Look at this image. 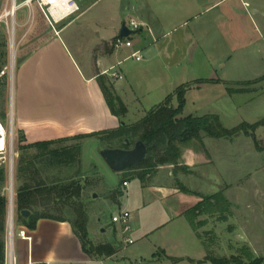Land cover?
Masks as SVG:
<instances>
[{
    "label": "rangeland",
    "instance_id": "obj_1",
    "mask_svg": "<svg viewBox=\"0 0 264 264\" xmlns=\"http://www.w3.org/2000/svg\"><path fill=\"white\" fill-rule=\"evenodd\" d=\"M14 1L17 6L16 1L21 0ZM247 1L249 4L243 10L246 12L244 26L241 17L238 21L230 13L231 21L223 31L215 27L207 29V25L199 27L200 33L204 32V43L207 44L204 47L205 57L197 54L193 47L173 80L177 87L188 85L187 105L182 112L183 116L218 114L224 127L229 129L244 122L254 124L264 118V38H260L254 28V15L251 10L264 0ZM10 8L11 0H0V67L4 71L0 77V112L4 113V117L0 119L6 129L11 124V88L15 68L20 56L28 48L20 45L14 37L12 71ZM16 11L13 16L14 26L15 18L18 20L21 13L26 14L27 7L21 9L17 16ZM202 19L205 20L206 16L199 18ZM204 26V29L201 28ZM180 33L181 31H177L174 36ZM16 35L18 37V26ZM201 40L199 38V42ZM218 78L226 80L225 86L238 92L229 94L226 90L228 93L225 91L221 95L214 84ZM203 82L206 84L202 85ZM17 137L18 132L14 127L13 170L20 154L17 150ZM203 138V145L196 141L192 143L193 147L202 151L201 162L197 161L186 172L178 170L176 175L172 166L171 169H158L159 172L153 170L147 181H143H146L147 187L143 193L138 191L137 180L133 178L128 190L121 186V179L134 177L135 171L128 170L122 175L121 172L112 170L100 155L105 144L99 138L90 137L81 141L78 166L81 175L77 179L83 185L81 198L89 211L88 237L93 243L109 241L116 248L112 255L101 257L105 260L104 264H213L209 256L238 258L242 264H249L259 258L260 264H264V124L255 129L247 128V132H239L231 139L208 136ZM4 160L0 157V163ZM75 170L76 167L64 168L59 174L60 179L69 180L75 177ZM170 171L172 175H167ZM48 175L49 179L55 177L53 172L45 176ZM176 176L180 177L175 178ZM157 181L166 184L171 182L179 190L182 185L191 193L181 190L182 197L171 196L162 204L160 198L153 196L150 186ZM20 184L21 181L14 178L13 171V190ZM116 188L123 194L114 200L112 194ZM5 191L8 194V183ZM130 192L136 196L127 204ZM157 192L162 195L161 191ZM217 192H222L230 203L229 211L224 213L227 219L219 220L222 215L220 212L214 215H198L196 221L206 220V224L199 229L200 237H195L186 216L183 214L178 219L174 214L178 209L187 210L201 200L202 196ZM140 198H143V207L136 206ZM125 207L131 213L130 227L141 226L143 232L129 231L123 234L121 225L112 222L111 217L118 215ZM62 215L67 219L74 218L68 207ZM170 217L172 220L166 222ZM153 222L161 226L166 224V227L148 233L147 227ZM13 227L16 239L22 226L18 222L14 206ZM125 237H129L132 242H125ZM248 251L252 253L250 259L247 258Z\"/></svg>",
    "mask_w": 264,
    "mask_h": 264
},
{
    "label": "crops",
    "instance_id": "obj_2",
    "mask_svg": "<svg viewBox=\"0 0 264 264\" xmlns=\"http://www.w3.org/2000/svg\"><path fill=\"white\" fill-rule=\"evenodd\" d=\"M23 1H16V16L25 7ZM77 2L80 11L58 25V35L51 30L36 4L26 6V14L21 13L18 20L15 18V25L18 26V37L14 26L15 40L28 48L20 56L15 68L10 112L13 126L23 134L25 143L71 137L115 129L120 124H132L169 94L172 95V104L175 106L177 86L173 80L186 55L194 47L197 54L205 57L204 47L206 48L207 44L204 43V32L200 33L199 27L207 25V29L215 27L223 31L231 21L230 13L238 21L241 17L244 26L246 12L243 10H246L244 7L249 4L247 0ZM251 10L254 15V28L259 37L264 38V1L257 3ZM202 16H206V19L199 20ZM126 20L136 21L141 26L138 30H133L135 35L129 37L131 46L115 47L114 41L119 37L121 25L126 24ZM201 28L204 29L205 26ZM177 31L181 33L174 36ZM199 38L202 39L200 42ZM134 52H138L140 60L131 56ZM113 71L119 73L121 78H112ZM3 74L4 71H1L0 77ZM100 78L113 87L125 104L127 113L124 116L118 117L111 113L100 87ZM225 82L226 80L220 78L214 82L221 95L228 87ZM204 84L206 82L202 83ZM187 95L188 91L185 93V106ZM202 160V151L193 147L192 143L182 147L180 165H186L190 170L197 161ZM171 166H158L155 172H159L158 169H171ZM148 177L149 175L146 181ZM132 178L137 180L138 191L142 192L147 188L146 181L141 182L136 177L121 179L128 182L127 186H123L121 182V186L128 190ZM150 186L154 192L153 196L160 198L162 204L171 196L182 197L183 194L171 182L166 184L157 181ZM155 189L161 191L162 195L155 192ZM134 196L136 195H132V192L128 194L127 204L132 202ZM137 203V207H143V198ZM124 209L128 210L127 207ZM185 211L186 209H178L174 216L180 219ZM86 212L89 221V211ZM171 220L170 217L166 222ZM165 225L153 222L146 231L152 233L164 229ZM199 229H192L195 237ZM26 231L27 238L17 237L14 240V253L19 264L105 262L101 258L103 256L85 252L68 221L39 219L33 230ZM130 231L140 232L142 228L131 226ZM88 239L93 245L105 244L93 243L89 237ZM107 243L115 248V244L109 241ZM159 249L162 250L160 247Z\"/></svg>",
    "mask_w": 264,
    "mask_h": 264
},
{
    "label": "trees",
    "instance_id": "obj_3",
    "mask_svg": "<svg viewBox=\"0 0 264 264\" xmlns=\"http://www.w3.org/2000/svg\"><path fill=\"white\" fill-rule=\"evenodd\" d=\"M1 71L0 67V73ZM100 87L111 113L118 117L124 116L127 113V108L113 87L106 84L102 78H100ZM187 89L188 85L177 87L175 106L172 104V95L169 94L139 120L132 124H120L115 129L33 143H25L23 134L17 131V150L20 154L14 165V178L21 181V184L14 190L13 205L19 224L26 229L33 230L39 219L68 221L86 253L110 256L116 252L112 244L93 245L88 239V215L81 198L83 185L77 179L81 175L78 166L81 154L80 143L84 138H99L105 144L103 149H130L135 142L142 141L146 146L145 158L127 168L126 171H135L134 178L143 182L158 166L172 165L175 174L178 170L188 171L186 166L179 164L181 149L185 145L195 141L203 145L204 136L231 139L239 132H247V128L255 129L264 124L263 118L254 124L244 122L229 129L224 127L218 114L183 116ZM227 91L229 94L238 92L231 87H227ZM0 117H4L3 112H0ZM125 140H128V144H125ZM75 167V177L69 180L60 179L59 174L64 168ZM51 172L55 177L49 179V175H45ZM8 179L9 165L3 163L0 165V261L4 256L7 230L8 194L5 187ZM178 185L181 184L178 182ZM179 188L185 193H191L182 185ZM119 195H121L119 188L114 189L113 198ZM229 206L230 203L222 192H217L209 196H202V199L187 209L184 215L191 228L197 230L206 224V220L196 221L198 215H214L220 212L222 215L219 216V220L224 221L227 219L224 213L229 211ZM67 207L74 214L73 219L63 217L62 213ZM23 210H27L29 214L23 216L21 214ZM196 235L200 237L199 233ZM251 256L252 253L248 251L247 258L250 259ZM209 259L213 264L243 263L238 258L227 259L209 256ZM260 263L261 259L256 258L249 264Z\"/></svg>",
    "mask_w": 264,
    "mask_h": 264
},
{
    "label": "built area",
    "instance_id": "obj_4",
    "mask_svg": "<svg viewBox=\"0 0 264 264\" xmlns=\"http://www.w3.org/2000/svg\"><path fill=\"white\" fill-rule=\"evenodd\" d=\"M25 6H32L36 4L40 11L42 12L44 18L46 19L51 30L58 35V25L69 19L70 17L76 15L80 6L77 0H24L22 2ZM130 30H138L141 24L136 21L130 20L128 24H125ZM115 47L120 46H131V41L129 37L127 38H116L114 41ZM136 60H140L141 56L138 52H134L131 55ZM112 78H121V75L116 72L111 73ZM11 127L5 128L2 120L0 119V157L5 159L4 162L10 164L12 155L14 154V143L11 140ZM123 186H127L128 182L124 180L122 182ZM113 223H119L122 227V233L126 234L131 230L130 227V212L128 210L122 209L118 215L111 217ZM17 237L27 238V231L24 227H21L17 232ZM14 240H15V229L13 227V218L11 221L7 219V230H6V240L3 259L0 264H19L17 257L14 253ZM125 242L131 243L132 240L129 237H125Z\"/></svg>",
    "mask_w": 264,
    "mask_h": 264
},
{
    "label": "water",
    "instance_id": "obj_5",
    "mask_svg": "<svg viewBox=\"0 0 264 264\" xmlns=\"http://www.w3.org/2000/svg\"><path fill=\"white\" fill-rule=\"evenodd\" d=\"M133 30H130L125 23L121 25L119 30L120 38H127L134 34ZM11 43V41H10ZM10 60H11V49H10ZM11 140L14 143V126L11 121ZM125 144H128V140H125ZM100 155L107 163V165L116 172H122L127 168L141 162L146 156V146L142 141H137L130 149L124 148H104L100 151ZM13 155L9 164V191H8V219L9 221L13 218ZM23 216H27L29 212L27 210L21 211Z\"/></svg>",
    "mask_w": 264,
    "mask_h": 264
},
{
    "label": "bare ground",
    "instance_id": "obj_6",
    "mask_svg": "<svg viewBox=\"0 0 264 264\" xmlns=\"http://www.w3.org/2000/svg\"><path fill=\"white\" fill-rule=\"evenodd\" d=\"M17 9V6L15 4V1L14 0H11V8H10V13L12 15V31H11V43H10V49H11V70L13 71V65H14V50H15V42H14V35H13V29H14V19H13V16H14V12L15 10ZM12 111V110H11Z\"/></svg>",
    "mask_w": 264,
    "mask_h": 264
}]
</instances>
